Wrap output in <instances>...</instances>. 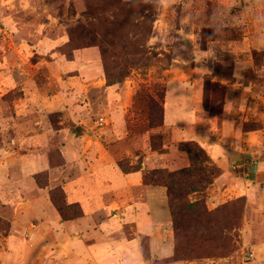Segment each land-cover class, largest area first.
Segmentation results:
<instances>
[{"label": "rangeland", "instance_id": "1", "mask_svg": "<svg viewBox=\"0 0 264 264\" xmlns=\"http://www.w3.org/2000/svg\"><path fill=\"white\" fill-rule=\"evenodd\" d=\"M190 141L175 225L167 195L139 223L66 205L95 149L167 194ZM0 264H264V0H0Z\"/></svg>", "mask_w": 264, "mask_h": 264}, {"label": "crops", "instance_id": "2", "mask_svg": "<svg viewBox=\"0 0 264 264\" xmlns=\"http://www.w3.org/2000/svg\"><path fill=\"white\" fill-rule=\"evenodd\" d=\"M176 97H179L180 100L186 99L181 93H178ZM182 105V110L179 109L177 112L178 116L182 117V115H185L186 117L187 114H192L190 98H188V103H183ZM123 119L124 117H122ZM183 120L185 119L181 118L178 121V125H181ZM113 131L114 133L111 135L122 133L120 126H116ZM177 136L180 137L181 134H177ZM244 150L243 148L241 150H233L237 154L232 152V150H226L228 154L225 152L221 160L218 159L220 155L222 156L220 152H211L210 156L215 162L220 161L221 168L226 170L225 166L227 167L229 163L234 162L235 157L240 159L245 157ZM94 151L96 154L91 158L93 162L88 161L83 166L76 164L79 168L78 174L63 183V189L67 194L68 201L79 204L85 217L92 219L108 217V220H113L117 217L122 219L128 213H131L135 217V222L139 223V220L141 221L147 215L150 216L151 214L153 216L155 213L157 216L162 213L163 215L166 214L165 190L161 186L147 185L144 182L145 164L139 169L125 172L118 165L119 159L114 153L107 149L101 152L99 149ZM131 164L133 165V161H130ZM25 202L30 204L31 209L34 208L38 216L45 219L44 223L50 229H54V224L52 225L48 222L53 216L58 218L57 223L60 224L57 213L52 209L47 199L41 200L36 197H28ZM162 218L157 217V221L161 222ZM19 232L18 228L13 227L9 235L12 254L14 250L19 249L18 245L21 240ZM69 238L71 242L75 240L74 238ZM10 259L9 261H11Z\"/></svg>", "mask_w": 264, "mask_h": 264}, {"label": "trees", "instance_id": "3", "mask_svg": "<svg viewBox=\"0 0 264 264\" xmlns=\"http://www.w3.org/2000/svg\"><path fill=\"white\" fill-rule=\"evenodd\" d=\"M197 148H196V147ZM179 147L183 150L186 151L187 154L190 157V166L188 168H185L183 171H178L176 173H174V175H172L171 177H169L168 179V183L166 184V188H167V198H169V203H168V207H169V211H170V215L173 221V224H176L177 221V203H176V196H178V189H179V180H181V178L183 176H189V177H194V176H198L201 174V172H203V170H201V166H200V159L196 158V154L197 153H203V150L201 148H198L199 145L197 143H195L194 141H190L189 143L186 142H181L179 144ZM134 169H139L138 168H134ZM179 181V182H178ZM65 194V193H64ZM66 196V195H65ZM66 199V205L68 207H75V205L71 202L68 201L67 197H65ZM170 204V206H169ZM77 207V206H76ZM62 219L64 220H72V218L70 217H62Z\"/></svg>", "mask_w": 264, "mask_h": 264}, {"label": "built area", "instance_id": "4", "mask_svg": "<svg viewBox=\"0 0 264 264\" xmlns=\"http://www.w3.org/2000/svg\"><path fill=\"white\" fill-rule=\"evenodd\" d=\"M103 119H100V121L98 122L99 124H103L104 122L102 121Z\"/></svg>", "mask_w": 264, "mask_h": 264}]
</instances>
